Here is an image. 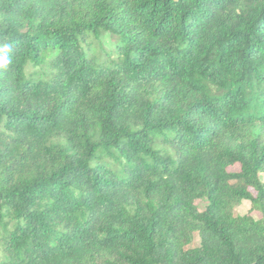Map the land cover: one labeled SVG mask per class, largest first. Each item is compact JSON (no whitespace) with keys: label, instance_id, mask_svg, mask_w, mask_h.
Instances as JSON below:
<instances>
[{"label":"trees","instance_id":"trees-1","mask_svg":"<svg viewBox=\"0 0 264 264\" xmlns=\"http://www.w3.org/2000/svg\"><path fill=\"white\" fill-rule=\"evenodd\" d=\"M0 57V264H264V0H0Z\"/></svg>","mask_w":264,"mask_h":264},{"label":"rangeland","instance_id":"rangeland-1","mask_svg":"<svg viewBox=\"0 0 264 264\" xmlns=\"http://www.w3.org/2000/svg\"><path fill=\"white\" fill-rule=\"evenodd\" d=\"M90 41L92 42L93 48L94 50H96L99 54H101L103 52V49L105 50H109L111 51L114 48V44H115V38L112 36V33L108 32L105 33L103 36L99 37V38H94V39H90ZM88 45H86L87 47ZM240 167L235 166V167H231L230 170L232 171H236L239 170ZM197 205L199 206L200 210H204L206 205H207V201L206 200H198L197 201ZM251 202L249 200H243L242 203L239 205V207L237 208V213L240 215H245L249 212H251ZM253 215L256 217V219H258L260 217V214H258L257 212H254ZM199 241V238H198Z\"/></svg>","mask_w":264,"mask_h":264},{"label":"clouds","instance_id":"clouds-1","mask_svg":"<svg viewBox=\"0 0 264 264\" xmlns=\"http://www.w3.org/2000/svg\"><path fill=\"white\" fill-rule=\"evenodd\" d=\"M5 47H7V46H5ZM7 63H8V61L4 57H0V65H5Z\"/></svg>","mask_w":264,"mask_h":264}]
</instances>
